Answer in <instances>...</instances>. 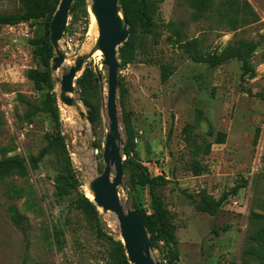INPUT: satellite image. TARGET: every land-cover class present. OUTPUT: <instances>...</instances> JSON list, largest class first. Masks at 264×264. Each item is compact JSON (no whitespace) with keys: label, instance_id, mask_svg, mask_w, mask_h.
<instances>
[{"label":"rangeland","instance_id":"obj_1","mask_svg":"<svg viewBox=\"0 0 264 264\" xmlns=\"http://www.w3.org/2000/svg\"><path fill=\"white\" fill-rule=\"evenodd\" d=\"M196 1L149 0L152 32L145 30L138 15L129 27L134 57L125 65L119 52L116 100L125 141L122 157L128 160L124 148L129 126L135 135L133 165L167 181L157 192L179 242L178 260L172 264H264L259 251L248 254L250 247H259L264 229V0H212L199 20L194 19ZM90 4L78 0L69 13L60 44L67 60L58 73L51 71L58 80L53 89L47 85L39 91L28 77L32 70H44L32 45L44 36V21L0 26V160L19 155L28 161L38 155L55 123L49 111L34 113L33 106L41 107L53 95L66 139L62 159L66 163L68 158L71 166L65 172L75 179L71 194L58 199L56 179L64 165L57 154L36 169L28 165L25 175L0 177V264H114L121 259L116 217L113 223L98 209V222L79 209L88 197L89 182L104 170L109 119L108 69L102 53L86 62L72 95L94 112L93 131L75 108L59 101L61 77L98 38L93 35L96 22ZM21 9L20 0H0V15ZM192 41L198 42V55L206 58L243 53L255 77H242L243 62L238 59L216 67L193 61L180 47ZM163 65L174 69L166 84L160 79ZM85 71H92L97 80L87 94L77 86ZM219 133L227 135L224 144H217ZM87 161L93 164L91 178ZM123 170L122 203L151 214L149 187L140 183L135 168ZM245 182L248 185L237 195L230 194ZM218 201L222 205L215 216L197 209ZM54 228L62 235L61 249L54 244ZM154 249V258L168 264L172 254L164 244Z\"/></svg>","mask_w":264,"mask_h":264},{"label":"trees","instance_id":"obj_2","mask_svg":"<svg viewBox=\"0 0 264 264\" xmlns=\"http://www.w3.org/2000/svg\"><path fill=\"white\" fill-rule=\"evenodd\" d=\"M22 3V9L20 12L0 15V26H17L22 23L34 24L39 21H44L45 34L43 37L33 40L32 45L35 46L34 55L39 59L40 65L44 67V70H32L30 71L28 77L34 83L37 90L43 91L45 86H49L51 89L55 87L58 80L52 78L51 73V61L55 56L53 47L50 44V23L56 13L61 0H20ZM73 4L70 13L75 11V4ZM212 0H197V13L194 19H202L207 12L209 5ZM149 0H120V5L125 19L128 22V26L131 28L132 23L136 20V15L141 20L143 27L149 33L152 32V25L150 18L147 15L149 10ZM133 29H130V38L128 41L120 48V59L123 64H128L133 60L134 57V42H133ZM197 41H192L189 44L180 45L182 49L189 55V57L197 63H208L213 67L223 65L230 60L238 59L243 62V74L242 77L246 76L255 77V72L252 71L248 59L243 55V53H231L227 52L220 56H210L203 57L197 53ZM254 46H251L250 52H253ZM174 69L168 65H163L160 68L161 83L166 84L171 76L173 75ZM97 82L95 74L92 71H85L83 76L77 81L78 88L82 93L87 94L93 88V83ZM53 103H56V97H48L41 107L33 106L35 110L34 113L49 111L54 119L55 129L52 132L45 134L46 145L39 151L37 156H31L28 161L19 155L5 157L0 160V177L10 175V174H23L25 175L28 171V165L32 169H36L44 160L53 154H57L64 165V170L61 175L56 179V197L58 199H63L64 197L71 194V190L75 186L74 177L67 174L65 171L70 168L69 159H62V156H66V144L65 136L61 132V121L57 110L53 109ZM126 132L128 136V144L124 148V154L128 156V160L123 163L124 166L135 168L139 181L142 185L149 187L151 195V214H147L144 210H138L142 216L145 225L150 233L154 248L159 243H163L164 247L170 251L172 256L169 258V263L176 262L178 260V238L176 236L175 228L171 224L168 211L165 208L164 199L157 192V187L161 185H166L167 181L163 177H150L145 169L141 165H133L131 160L132 147L134 145L135 135L133 130L127 126ZM227 135L224 133H219L217 136V144H224L226 142ZM211 152V145L205 147V154ZM248 185L247 182L238 184L231 190L232 195H237L241 189ZM230 194H226L223 198H227ZM222 205V201L214 202L213 205H198L197 209L200 212L207 213L211 216H215ZM87 215H93L96 221L100 222L101 213L97 207L91 202L90 199L84 197V201L79 206ZM225 230V229H224ZM218 234V233H217ZM54 244L58 249L62 247V235L59 230L54 228L53 232ZM259 247H254L248 250V254L251 252L259 251L262 258H264V229L260 233V239L257 241ZM119 250L121 251V259L114 264H130L124 246L121 241L118 243Z\"/></svg>","mask_w":264,"mask_h":264},{"label":"water","instance_id":"obj_3","mask_svg":"<svg viewBox=\"0 0 264 264\" xmlns=\"http://www.w3.org/2000/svg\"><path fill=\"white\" fill-rule=\"evenodd\" d=\"M75 1L61 0L50 23L49 39L55 52L51 61L53 73H56L67 60L60 44L66 33L69 13ZM90 1V12L96 21L98 38L90 51L77 56L69 71L61 77L59 101L64 106L77 107L81 119L88 121L93 127L94 112L89 109L81 111L78 102L72 95L76 92L75 81L78 75L83 72L86 62L100 51L104 58L103 64L108 69L107 116L109 129L103 151L104 170L88 184L93 197L91 202L104 215L111 213L116 217L119 235L130 264H162L153 256L154 245L142 216L128 204L122 203L119 195V188L124 177L122 147L125 141L121 135L116 100L120 69L119 48L129 38L128 22L123 16L120 0Z\"/></svg>","mask_w":264,"mask_h":264},{"label":"bare ground","instance_id":"obj_4","mask_svg":"<svg viewBox=\"0 0 264 264\" xmlns=\"http://www.w3.org/2000/svg\"><path fill=\"white\" fill-rule=\"evenodd\" d=\"M93 18H94V16H93ZM94 20H95V18H94ZM96 22V21H95ZM93 35H94V37L95 38H97L98 37V28H97V25H95L94 26V30H93ZM98 53H101L100 51L98 52ZM63 67V66H62ZM62 67L56 72V73H58L61 69H62ZM78 105H79V107L81 108V111H85V108L82 106V105H80V103L78 102ZM65 107H67V106H65ZM67 108H75L77 111H78V113H79V115H80V111L78 110V108L77 107H67ZM81 118V117H80ZM82 120V119H81ZM83 122H87V123H89L88 121H86V120H82ZM90 124V123H89ZM91 126V125H90ZM92 127V126H91ZM88 126L86 125V126H84L83 127V130L85 131V132H83L82 133V135L83 136H86V132H87V130H88ZM92 131H93V127H92ZM92 144H90V146H91ZM90 149H92V147H90ZM85 168H86V170H87V173H88V176H89V178H91V175H92V173H94L93 172V164H92V161H87V163L85 164ZM98 175V173L96 174V176ZM88 199H90V200H93V197H92V195H91V193H90V191H89V188H88ZM108 215V217H109V220L111 221V222H115V218H114V216H113V214H111V213H109V214H107Z\"/></svg>","mask_w":264,"mask_h":264}]
</instances>
